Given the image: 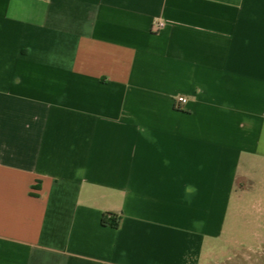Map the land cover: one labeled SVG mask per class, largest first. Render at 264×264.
Listing matches in <instances>:
<instances>
[{
  "label": "crops",
  "instance_id": "crops-1",
  "mask_svg": "<svg viewBox=\"0 0 264 264\" xmlns=\"http://www.w3.org/2000/svg\"><path fill=\"white\" fill-rule=\"evenodd\" d=\"M262 168L264 0H0V264H211Z\"/></svg>",
  "mask_w": 264,
  "mask_h": 264
},
{
  "label": "rangeland",
  "instance_id": "rangeland-1",
  "mask_svg": "<svg viewBox=\"0 0 264 264\" xmlns=\"http://www.w3.org/2000/svg\"><path fill=\"white\" fill-rule=\"evenodd\" d=\"M259 180V199L247 194L239 208L228 214L224 231L211 249V264H264V168Z\"/></svg>",
  "mask_w": 264,
  "mask_h": 264
},
{
  "label": "clouds",
  "instance_id": "clouds-1",
  "mask_svg": "<svg viewBox=\"0 0 264 264\" xmlns=\"http://www.w3.org/2000/svg\"><path fill=\"white\" fill-rule=\"evenodd\" d=\"M186 191L189 193H194L196 191L194 186H187Z\"/></svg>",
  "mask_w": 264,
  "mask_h": 264
},
{
  "label": "built area",
  "instance_id": "built-area-1",
  "mask_svg": "<svg viewBox=\"0 0 264 264\" xmlns=\"http://www.w3.org/2000/svg\"><path fill=\"white\" fill-rule=\"evenodd\" d=\"M159 25H162V23H159ZM177 100H178V102H180V103H184V102L186 101V98H185L184 96H179V97L177 98Z\"/></svg>",
  "mask_w": 264,
  "mask_h": 264
},
{
  "label": "trees",
  "instance_id": "trees-1",
  "mask_svg": "<svg viewBox=\"0 0 264 264\" xmlns=\"http://www.w3.org/2000/svg\"><path fill=\"white\" fill-rule=\"evenodd\" d=\"M108 216H109V218H112V220H114V218H115V216L114 215H112V214H108ZM104 223H107L108 222V220H107V218L104 216L103 217V220H102ZM116 224V223H115Z\"/></svg>",
  "mask_w": 264,
  "mask_h": 264
}]
</instances>
